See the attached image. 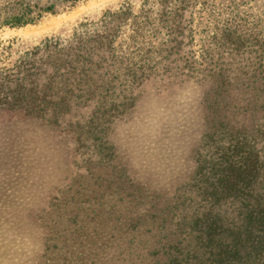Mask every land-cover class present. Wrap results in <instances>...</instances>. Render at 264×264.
<instances>
[{"label":"trees","instance_id":"obj_1","mask_svg":"<svg viewBox=\"0 0 264 264\" xmlns=\"http://www.w3.org/2000/svg\"><path fill=\"white\" fill-rule=\"evenodd\" d=\"M89 1L10 3L0 29ZM213 2L143 0L137 11L127 3L86 17L66 38L0 41V113L45 116L49 125L92 107L127 118L150 81L158 92L194 72L207 83L194 170L172 195L150 194L122 170L115 184L88 166L63 197L62 207H74L58 216L72 223L61 231L65 255L77 264H264V38L247 18L211 24ZM81 121L89 141L97 137L88 162L106 166L113 154L102 120Z\"/></svg>","mask_w":264,"mask_h":264},{"label":"rangeland","instance_id":"obj_2","mask_svg":"<svg viewBox=\"0 0 264 264\" xmlns=\"http://www.w3.org/2000/svg\"><path fill=\"white\" fill-rule=\"evenodd\" d=\"M22 1L44 6L57 0H0V11ZM142 1L92 0L48 15L36 25L1 28L0 41L17 38L30 44L54 35L66 38L86 17L127 3L137 11ZM211 7L216 13L211 24L220 26L229 16L247 18L254 24L251 33L264 38V0H214ZM207 19L212 21V17ZM202 38L203 34L197 36L198 41ZM157 88V81L147 82L144 95L134 109H128L127 118L92 107L74 110L58 124L49 125L45 116L0 113V264H77L73 256L65 255L68 244L61 232L72 223L60 221L58 216L73 210L72 204L62 207L63 197L79 178L90 174L88 166L115 184H119L117 175L122 170L133 182L145 185L150 194L161 197L172 195L189 179L203 133L207 83L202 73L194 72L183 83L159 92ZM120 92L118 89L116 94ZM119 99L123 97L116 101ZM92 116L102 120L103 141L113 154L106 166L88 162L99 149H88L97 137L89 141L87 132L91 131L88 127L82 130L81 120Z\"/></svg>","mask_w":264,"mask_h":264}]
</instances>
